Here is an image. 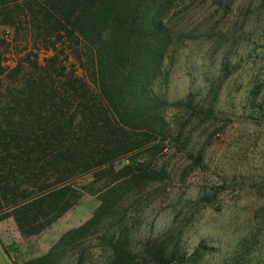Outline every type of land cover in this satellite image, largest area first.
<instances>
[{
  "label": "trees",
  "instance_id": "16d2710c",
  "mask_svg": "<svg viewBox=\"0 0 264 264\" xmlns=\"http://www.w3.org/2000/svg\"><path fill=\"white\" fill-rule=\"evenodd\" d=\"M173 2L0 0V28L14 34L0 45L11 56L20 47L13 65L0 53V220L11 217L22 237H32L85 194L100 202L86 222L24 264H62L74 255L85 264L83 243L99 232L104 242L109 229L106 264L196 262L177 246L169 251L166 239L134 254L122 226L139 190L164 180L152 164L173 140L168 111L197 109L192 95L170 102L164 91Z\"/></svg>",
  "mask_w": 264,
  "mask_h": 264
},
{
  "label": "rangeland",
  "instance_id": "374dc122",
  "mask_svg": "<svg viewBox=\"0 0 264 264\" xmlns=\"http://www.w3.org/2000/svg\"><path fill=\"white\" fill-rule=\"evenodd\" d=\"M168 24L174 43L163 66L166 98L185 102L192 95L197 109L168 111L173 140L152 164L164 180L139 190L123 232L137 255L147 242L166 239L169 251L177 246L192 264H264V0H174ZM13 36L0 28V40ZM19 52L15 47V60ZM66 54L71 69L75 60ZM99 204L85 194L32 237H22L11 217L2 219L0 248L9 264L43 256ZM113 232H104V242L99 232L83 243L85 264L107 263L103 249ZM62 264H75V255Z\"/></svg>",
  "mask_w": 264,
  "mask_h": 264
},
{
  "label": "crops",
  "instance_id": "0c3cea01",
  "mask_svg": "<svg viewBox=\"0 0 264 264\" xmlns=\"http://www.w3.org/2000/svg\"><path fill=\"white\" fill-rule=\"evenodd\" d=\"M0 264H9L8 258L1 250V248H0Z\"/></svg>",
  "mask_w": 264,
  "mask_h": 264
}]
</instances>
